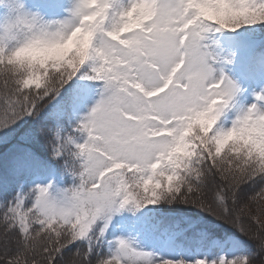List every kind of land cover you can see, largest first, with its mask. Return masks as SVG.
<instances>
[{"label":"snow or ice","instance_id":"1","mask_svg":"<svg viewBox=\"0 0 264 264\" xmlns=\"http://www.w3.org/2000/svg\"><path fill=\"white\" fill-rule=\"evenodd\" d=\"M47 2L54 9L60 0ZM261 24L264 0H72L68 15L53 21L22 0H0V132L36 116L70 81L57 121L82 98L76 82L102 85L75 129L86 134L72 153L81 161L70 169L78 184L56 194L38 186L0 203V264H264V111L254 103L231 127H217L239 89L214 76L202 44L208 33ZM255 100L264 102V93ZM160 204L190 205L231 224L261 259H163L122 239L100 255L113 214ZM129 227L180 244L236 243L186 217L145 216Z\"/></svg>","mask_w":264,"mask_h":264},{"label":"rangeland","instance_id":"2","mask_svg":"<svg viewBox=\"0 0 264 264\" xmlns=\"http://www.w3.org/2000/svg\"><path fill=\"white\" fill-rule=\"evenodd\" d=\"M22 2L28 11L37 12L45 21L65 18L72 7V0H60L59 6L54 9L48 6L47 0H22ZM262 25L264 24L244 26L236 32H212L208 33L202 40V44L206 46L208 53L213 57L209 64L213 69L214 76L219 78L220 74L223 73L239 89L231 101V107L218 120L217 127H223L224 129L231 127L232 121L236 116L246 111L254 103L264 111V102L255 100L257 94L264 93V43L261 42L254 48L257 43H255L253 38H248L247 36H251L252 32H257L256 30ZM242 35H246V37ZM224 61L229 62L225 63ZM50 70L52 69L50 68ZM76 83L77 86L84 89V92L75 110L65 113L57 121L56 114L67 95L65 89L70 90L73 85V82L70 81L68 85H65V89H62V95L55 99V107L52 113L54 116L53 120L60 127L62 125L67 130L64 136L60 134L58 137L60 138V143L64 145V149L72 150L70 153L76 151L75 145L82 144L86 140V134L75 129L89 114L102 95V85L98 81H78ZM69 140L71 143H65ZM22 149L11 150L8 153V169L13 179L4 182L0 178V192L3 191V188L6 189L9 185L15 184L20 192H18L19 196L27 198L32 190L38 186L50 185V193L56 194L78 184V178L72 174V171L56 173L47 164L32 157L30 151H27L30 155L25 156L21 151ZM76 163L78 168L81 161L76 160ZM25 203L30 205L32 200L30 198L26 199ZM155 206L149 205L139 211L126 206L121 211L113 214L108 221L105 234L100 240L106 253L115 248L114 242L117 239L125 240L134 248L152 252L163 259H193L205 256L216 258L221 255L231 259L237 255H249L251 252L250 247L236 237L228 235L214 237L199 227L212 238L236 243L215 247L206 241L190 240L180 244L171 241L166 236L152 235L141 229L129 227L134 221H139L145 216H153L160 220L161 218L154 213ZM254 262H258V260Z\"/></svg>","mask_w":264,"mask_h":264},{"label":"trees","instance_id":"3","mask_svg":"<svg viewBox=\"0 0 264 264\" xmlns=\"http://www.w3.org/2000/svg\"><path fill=\"white\" fill-rule=\"evenodd\" d=\"M257 32H250L251 36L247 35L253 40L261 41L264 39V25L256 30ZM54 70H50V75H53ZM70 83V82H69ZM4 81L0 77V95H2ZM62 91V90H61ZM55 99L47 102L36 116H27L22 118L19 122L13 125L10 129L0 132V178L1 181H9L13 179L10 176L8 169L7 155L11 150L23 148L43 161L49 164L56 173H64L70 169H77L76 159L73 157L72 150L63 149L60 156H55L53 147L56 145V137L67 133L65 128L61 127L53 120V109L55 107ZM41 124L43 126L41 127ZM227 151V150H225ZM222 153L221 155H223ZM19 190L15 184L9 185L6 189L0 192V203H7L19 196ZM211 195V193H209ZM27 204V203H26ZM28 205V204H27ZM264 208V201L260 203ZM3 209H0L2 213ZM154 213L157 214L160 220L168 222V219L175 217H186L196 224L197 227L206 230L210 235L220 237L222 235L236 236L243 240L250 247V256L254 261L261 259V254L255 248V244L247 236L241 234L231 224L213 217L211 214L201 211L198 208L190 205H173L160 204L154 207ZM164 218V219H163ZM166 219V220H165ZM159 220V219H158ZM3 228L0 226V249H2ZM75 251V250H73ZM97 251L100 255L106 253L104 246L99 244ZM66 259H71V254L66 256Z\"/></svg>","mask_w":264,"mask_h":264}]
</instances>
